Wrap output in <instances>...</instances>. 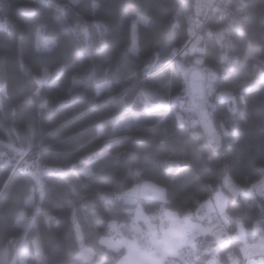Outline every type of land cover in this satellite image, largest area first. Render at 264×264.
I'll use <instances>...</instances> for the list:
<instances>
[{
    "label": "trees",
    "instance_id": "obj_1",
    "mask_svg": "<svg viewBox=\"0 0 264 264\" xmlns=\"http://www.w3.org/2000/svg\"><path fill=\"white\" fill-rule=\"evenodd\" d=\"M27 5L32 17L17 12ZM191 8L192 0L182 7L179 0H0V264L16 257L23 218L31 219L25 264H116L123 247L112 249L100 237L126 232L135 203L150 217L165 209L183 216L225 172L245 192L227 193L228 230L240 228L245 238L221 247L198 231L196 264L215 246L228 264L229 252L240 255L239 246L264 230V200L248 192L264 169V0H247L244 29L232 34L243 65L222 82L232 93L218 105L228 130L217 148L197 123L193 133L178 125L165 102L180 93L178 107L194 116L179 70L191 56L167 65ZM132 29L136 53L128 50ZM39 35L56 47L39 48ZM204 43L203 63L213 64L214 45ZM251 47L255 57L247 54ZM45 69L47 79L37 84ZM120 117L126 123L118 127ZM167 159L187 166L166 172ZM136 176L162 184L165 197L125 201L120 193ZM80 242L92 251L85 260L77 258Z\"/></svg>",
    "mask_w": 264,
    "mask_h": 264
},
{
    "label": "built area",
    "instance_id": "obj_2",
    "mask_svg": "<svg viewBox=\"0 0 264 264\" xmlns=\"http://www.w3.org/2000/svg\"><path fill=\"white\" fill-rule=\"evenodd\" d=\"M246 6L247 0H192V8L187 12L185 17L184 37L179 44L172 48L171 58L167 62V65H173L176 59L188 53L189 47L194 39L201 35V41L196 45L194 53L190 55V62L200 66L205 71V105L213 121L214 130L221 135V139L228 130V127L219 113L218 105L231 95L229 94L224 99H220V93L225 89L222 87V82L237 68L241 61V58L235 51L232 34L243 31L249 13ZM204 38L211 39L214 45L215 61L213 64L203 63V56L206 50ZM180 99V93H170L165 102L168 108L174 111L177 124L183 126L188 132L193 133L196 118L183 111L180 106L178 107ZM238 100L241 104L244 103V99L241 95H238ZM235 106L236 102L233 104V107ZM164 165L165 171L173 174L179 169L187 166L186 163H181L176 159H167L164 161ZM219 184L220 182L218 181L209 187V196H212L215 188ZM250 187L262 200H264V169H262L260 174L250 183ZM201 204H203V208H200V215L206 216L204 219L207 226L206 233L218 246H225L233 241L234 238L240 240L245 238L244 234L231 233L228 230V213L224 209H215L206 213L204 202H198L192 210L185 212L183 216L191 214V219L198 218L195 213ZM135 227L138 235L139 233H144V243L147 242L146 239L148 235L155 234L160 230L157 222L152 228L144 229L142 225H139L133 218L126 223L125 230L133 232ZM184 230L183 235L185 234V236L183 237L189 240L193 235L191 232L194 231H187L185 226ZM259 231L264 235V230L262 228ZM213 233L216 234L214 235ZM186 247L187 245L184 244L182 249L180 248V251L182 253H191V248L188 246L187 250ZM239 253L240 255L235 256L233 253L229 252V261L232 263L235 259L236 261L240 260L244 262L246 260L244 254L241 251Z\"/></svg>",
    "mask_w": 264,
    "mask_h": 264
},
{
    "label": "rangeland",
    "instance_id": "obj_3",
    "mask_svg": "<svg viewBox=\"0 0 264 264\" xmlns=\"http://www.w3.org/2000/svg\"><path fill=\"white\" fill-rule=\"evenodd\" d=\"M179 6L182 7V0H179ZM131 37H132V42H133V40L135 39L134 29H132V31H131ZM45 40H51V39L50 38H44L41 35L38 36V47L39 48H43ZM254 50H255L254 47H251L250 49L248 48L247 54L251 55L252 57H255L256 54L254 53ZM242 65H243V62H241L238 65V67L235 69V71L232 75L233 77H235L237 74L240 73ZM253 75L255 77H258V75H260V71L256 68H254L253 69ZM251 79L254 80L256 78H251ZM245 82H246L245 78H240L239 80H237L238 85H243ZM2 90H3V88L0 87V92ZM125 123H126L125 119L120 117V118H118V120L116 121L115 124H116V126L121 127V126L125 125ZM88 171H89L88 168H85L83 170L84 173H87ZM161 190H163V191H161ZM248 192H254V191L252 190L251 187H248ZM240 194L242 196H244L245 192L241 191ZM120 197H122L125 201H135L139 197H152V198L163 199L165 197L164 187L160 183H156V182L149 180V179H139L136 176L134 178L131 186L120 193ZM227 198H228L227 192L224 189H222L221 187L217 186L216 189L214 190L212 196H208L207 199L204 201L205 212L208 213V212L213 211L215 209L223 210L225 207V203H226ZM131 211H132V218L139 225L140 224L143 225L142 227L144 229L152 228L154 225H156V222H157L159 224V227H160V234H158L159 233V231H158L155 234L148 235V237L146 239V241H147L146 243H144L145 242V240L143 238L144 233H141V234L139 233V235H138L136 227H135V230H133V232H130V231L120 232L119 231L117 235L111 234V235L101 236L100 240L104 245H106L112 249H118L120 247H123L124 252H123L122 256L117 260L116 264H121V261H124V264H155L157 259H159V256L160 255L164 256L165 250L169 249V246L171 245L170 241L172 239H174L173 236H175L176 231L178 233V230L179 231L182 230V237L185 236V234L183 235V233H184L183 231H185L184 230V226H185V229L187 231H194L191 233H193V234L195 233V235L197 234L195 232V230L189 228L188 225L183 222L184 216H181V218H180L179 215L174 210L165 209L163 211L164 215H162V216L164 217V220L167 219L166 221H168L172 227L171 229L165 230V231H164L165 224H164L162 218L155 219V220L149 219V221H148V219L145 218L146 215H144V212L142 211L139 202L135 203L132 206ZM138 213H139V215H138ZM165 213H170L172 215L168 216V215H165ZM141 218L144 219V221H142V222H144L145 225L143 223H140L139 220H142ZM193 219L201 222V223L200 222L197 223L198 231L202 232V233H206V227H207L206 223L202 222V220H200L199 218H193ZM30 220H31L30 218H28V219L23 218L22 220H20V224L23 226L25 231H26V228L29 226ZM239 226H237V227H239ZM131 228H133V227H131ZM238 229L239 230H236L235 233L240 234L241 229L240 228H238ZM25 231L17 239L16 247L18 246L19 249H18V251H16V253H17L16 257L10 262V264H25L24 257L26 256V253H27V246H26V243L24 242ZM170 232L173 233V235L170 236L171 238L164 240L166 236L171 234ZM188 233H190V232H188ZM157 235L161 236V238H157L153 242V238L156 237ZM262 236H264V235L261 233V231H259V233H257V235H256V238L250 240L249 242H246L248 244V246L245 243H242L244 245L239 246V249L241 250V248H246L248 251V255L251 258V260L255 259V258L260 259L259 255H257V253L260 251V244H261V237ZM183 239H184V242H186V240L188 241V239H185L184 237H183ZM162 240L164 241L163 243H162ZM153 243H157V244L154 246ZM184 244L187 245V243H184ZM192 244H193V241H192ZM215 247L210 248L208 250V251H210V254L208 255L204 264H222V263H220L219 259L216 257ZM186 248L188 250V245ZM189 248H191V253L190 252L189 253L188 252L183 253L184 259L192 258L190 256V254H192L193 249H192V247H189ZM194 248H195V245H194ZM34 250H35V247H34ZM195 252H199V250H197L195 248ZM91 254H92L91 248H89L86 244H83L82 242H80V249L77 253V258H79L81 260H85V259L89 258L91 256ZM168 259H170V260L175 259L173 261V264H183V261L179 257L173 258V257L169 256ZM36 261H37V259L35 260V262ZM160 264H163L162 260H160ZM228 264H232V263L229 261ZM240 264H247V261L245 260V262H242Z\"/></svg>",
    "mask_w": 264,
    "mask_h": 264
},
{
    "label": "water",
    "instance_id": "obj_4",
    "mask_svg": "<svg viewBox=\"0 0 264 264\" xmlns=\"http://www.w3.org/2000/svg\"><path fill=\"white\" fill-rule=\"evenodd\" d=\"M17 12L26 16L32 17L34 15V8L32 6H19ZM201 41V35L196 37L189 47L188 54L192 55L195 51L196 45ZM179 70L183 80V93L186 99V108L194 114L196 123L199 126L206 143L212 147L217 148L222 145L221 135L214 130L213 121L208 113L205 105V71L195 64H180ZM232 90L224 89L220 93V99H224ZM224 174L229 178V182H224ZM220 179V185L231 197L236 198L241 188L234 181L228 172H225Z\"/></svg>",
    "mask_w": 264,
    "mask_h": 264
},
{
    "label": "snow or ice",
    "instance_id": "obj_5",
    "mask_svg": "<svg viewBox=\"0 0 264 264\" xmlns=\"http://www.w3.org/2000/svg\"><path fill=\"white\" fill-rule=\"evenodd\" d=\"M142 19H144V18L142 17ZM147 22L148 21L145 19V23H147ZM56 45H57L56 40H45L44 45H43V50L46 52H51L53 50V48L56 47ZM128 50L132 53H136L138 51V48H137L136 43H135V39L133 40V44H132L131 48H129ZM48 75H49V73L45 69L43 72V79L36 78V83L37 84H43L45 82V80L47 79ZM262 78H264V77H262ZM106 86L107 85H104V87H106ZM41 106L43 107L44 105H41ZM90 174H91L90 172L86 173V175H90ZM224 182L225 183L229 182V178L226 176V174H224ZM161 191H163V190H161ZM200 208H203V204L200 205V207L197 209L195 214L198 216V218L200 220H204L206 218V216L200 215ZM138 215H139V213H138ZM165 215L171 216L172 214L165 213ZM190 221H191V214L185 215L183 217V222L185 224H190ZM213 234L215 235L216 233H213ZM194 239H195V233L192 235V237L188 241L184 242V243H187V245L189 247H192V249H193L192 258L184 259L183 253L180 251V248H182L184 246V243H181L180 245H177L174 248L165 250L164 256L162 257L163 264H173V261L175 259L170 260V259H168L169 256H171L173 258L179 257L183 261V264H196L195 258H196L197 253L195 252L194 245L192 244V240H194ZM240 251L244 254L245 259L247 261V264H256V262L251 260V258L249 257L248 251L246 248H241ZM257 255H259V257H260L258 264H264V236L261 237L260 251L257 253ZM121 264H124V261H121ZM232 264H240V261H236L234 259L232 261Z\"/></svg>",
    "mask_w": 264,
    "mask_h": 264
},
{
    "label": "crops",
    "instance_id": "obj_6",
    "mask_svg": "<svg viewBox=\"0 0 264 264\" xmlns=\"http://www.w3.org/2000/svg\"><path fill=\"white\" fill-rule=\"evenodd\" d=\"M144 215H146V219H148V221H149V219L150 220H155V219H159V218H162V220H163V222H164V224H165V226H164V231L165 230H169V229H171L172 227H171V225L169 224V222L168 221H166V220H164V217L162 216V215H164V212H162L161 214H159V215H157L156 217H150L149 215H147V214H145L144 213ZM180 218H181V216H179ZM142 220H140V221H144V219L143 218H141ZM182 222V221H181ZM198 222H200V221H198V220H195V219H192L191 221H190V224H187L188 225V227L189 228H191V229H193V230H195V232L197 233L198 232V228H197V223ZM143 224H144V222H142ZM201 223V222H200ZM145 225V224H144ZM182 228V227H181ZM171 234H169L168 236H166L165 237V239L164 240H167V239H169V238H171L170 236L171 235H173V233L172 232H170ZM158 234H160V230H159V233ZM157 238H161V236H159V235H157L156 237H154L153 238V242H154V240L155 239H157ZM173 238L174 239H172L171 241H170V246H169V249H171V248H174V247H176L177 245H180L181 243H184V239H183V237H182V230L181 231H179L178 230V233H177V231H176V233H175V236H173ZM164 241L162 240V243H163ZM154 244V246L157 244V243H153ZM19 249V248H18ZM18 249H17V251H18ZM162 255H160L159 256V259H157V261H156V263L155 264H160V260H162ZM35 264H40V262H39V260L37 259V261L35 262Z\"/></svg>",
    "mask_w": 264,
    "mask_h": 264
}]
</instances>
